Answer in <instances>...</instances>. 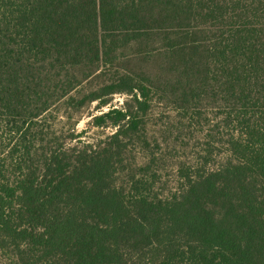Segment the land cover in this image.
Returning a JSON list of instances; mask_svg holds the SVG:
<instances>
[{"label":"trees","instance_id":"trees-1","mask_svg":"<svg viewBox=\"0 0 264 264\" xmlns=\"http://www.w3.org/2000/svg\"><path fill=\"white\" fill-rule=\"evenodd\" d=\"M210 101L223 161L161 187L155 107ZM0 264H264V0H0Z\"/></svg>","mask_w":264,"mask_h":264},{"label":"rangeland","instance_id":"rangeland-1","mask_svg":"<svg viewBox=\"0 0 264 264\" xmlns=\"http://www.w3.org/2000/svg\"><path fill=\"white\" fill-rule=\"evenodd\" d=\"M125 97V94L116 93L110 104L121 106ZM211 102L213 101L207 103L199 118L194 117L190 123L187 122L183 126L176 124L175 109L172 106H169L167 110H162L164 107H155V113L149 120L148 128L161 140V145L158 147L164 164L161 187L173 186L177 163L180 161L192 159L197 162L198 159L204 157L209 160L211 166L223 161L222 110L217 104ZM96 103L94 101L84 108L72 112L71 121L75 122V132L86 130L81 136L83 139L94 140L113 130L112 127H97L91 123L93 115L101 112L96 108ZM110 104L103 106L102 110H108ZM168 111H171V117ZM66 122L65 110H61L57 116L56 126L61 129L66 125ZM187 143L188 145H186Z\"/></svg>","mask_w":264,"mask_h":264}]
</instances>
